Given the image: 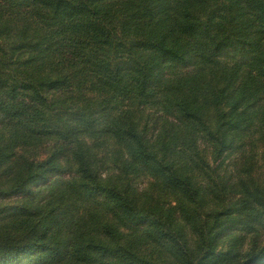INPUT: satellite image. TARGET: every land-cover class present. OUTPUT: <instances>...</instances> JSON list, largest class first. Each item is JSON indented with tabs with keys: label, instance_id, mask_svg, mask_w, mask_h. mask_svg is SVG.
Returning a JSON list of instances; mask_svg holds the SVG:
<instances>
[{
	"label": "trees",
	"instance_id": "obj_1",
	"mask_svg": "<svg viewBox=\"0 0 264 264\" xmlns=\"http://www.w3.org/2000/svg\"><path fill=\"white\" fill-rule=\"evenodd\" d=\"M0 264H264V0H0Z\"/></svg>",
	"mask_w": 264,
	"mask_h": 264
}]
</instances>
